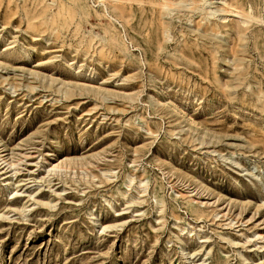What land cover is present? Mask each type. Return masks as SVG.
<instances>
[{"label": "rangeland", "instance_id": "obj_1", "mask_svg": "<svg viewBox=\"0 0 264 264\" xmlns=\"http://www.w3.org/2000/svg\"><path fill=\"white\" fill-rule=\"evenodd\" d=\"M224 1L0 0V264H264V0Z\"/></svg>", "mask_w": 264, "mask_h": 264}, {"label": "bare ground", "instance_id": "obj_2", "mask_svg": "<svg viewBox=\"0 0 264 264\" xmlns=\"http://www.w3.org/2000/svg\"><path fill=\"white\" fill-rule=\"evenodd\" d=\"M222 2H223V3H226V1H224V0H222ZM222 2H221V3H222ZM216 3H217V2H216ZM223 5H224V4H223ZM219 10H220V9H216V8H215V9H214V8H212V9H211V8L207 9V11L209 12V14H211V15L215 14V13H216L217 11H219ZM232 14H239V15H240L241 13H239V11H238V12H236V13H235V12H232ZM224 19H225V18H224ZM55 167H56V166H55Z\"/></svg>", "mask_w": 264, "mask_h": 264}]
</instances>
